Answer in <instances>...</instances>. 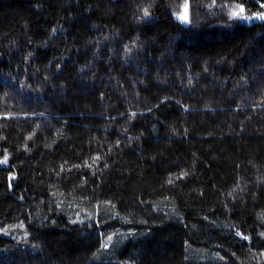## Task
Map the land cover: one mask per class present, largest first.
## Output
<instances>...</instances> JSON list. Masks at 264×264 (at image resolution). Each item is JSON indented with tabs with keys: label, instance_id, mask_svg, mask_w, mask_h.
<instances>
[{
	"label": "trees",
	"instance_id": "trees-1",
	"mask_svg": "<svg viewBox=\"0 0 264 264\" xmlns=\"http://www.w3.org/2000/svg\"><path fill=\"white\" fill-rule=\"evenodd\" d=\"M0 264H264V0H0Z\"/></svg>",
	"mask_w": 264,
	"mask_h": 264
}]
</instances>
